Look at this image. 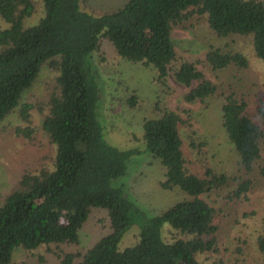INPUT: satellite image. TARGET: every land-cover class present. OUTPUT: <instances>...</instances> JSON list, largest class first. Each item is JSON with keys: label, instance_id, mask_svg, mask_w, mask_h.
<instances>
[{"label": "trees", "instance_id": "16d2710c", "mask_svg": "<svg viewBox=\"0 0 264 264\" xmlns=\"http://www.w3.org/2000/svg\"><path fill=\"white\" fill-rule=\"evenodd\" d=\"M37 2L42 14L36 23L26 24ZM87 6L86 0H0V15L8 23L0 27V120L13 111L30 120L36 104L21 101L22 93L47 67L54 73L44 86L47 108L37 107L55 148L50 168L23 171L0 195V264H10L17 248L39 246L59 264H204L199 254L219 252L220 245L216 207L202 194L233 183L228 197L247 199L255 177L264 176V95L249 110L251 86L226 88L198 67L204 61L213 70L247 68L250 59L244 50L210 43L204 58L178 61L172 30L203 22L218 37H249L254 55L264 61V0H126L99 12ZM103 42L118 58L153 69L157 114L144 117L141 133L132 132L133 140L143 145H115L98 119L101 84L94 53L104 59ZM177 85L183 87L181 100L188 103L222 98L221 124L238 155L233 174L209 164L202 172L188 166L180 124L193 125V109L162 106ZM137 99L132 92L125 102L136 106ZM16 129L26 136L32 131L29 126ZM194 134L190 129L188 145L200 152L205 142L196 141ZM143 153L162 164L160 186L184 194L157 213L132 198L124 182L130 160ZM92 208L106 210L110 230L86 249H64L79 241V228ZM132 226L138 229L135 240L120 248ZM256 243L264 253V233ZM212 264L237 263L215 258Z\"/></svg>", "mask_w": 264, "mask_h": 264}, {"label": "rangeland", "instance_id": "374dc122", "mask_svg": "<svg viewBox=\"0 0 264 264\" xmlns=\"http://www.w3.org/2000/svg\"><path fill=\"white\" fill-rule=\"evenodd\" d=\"M86 1L88 8L99 12L116 8L126 0ZM36 6L37 11L26 18V24L36 23L42 14L41 4L37 2ZM7 25V21L0 15V27ZM172 36L179 55L178 61L183 58L192 60L197 57L204 58L210 43L220 46L230 43L233 48L244 50L250 59L247 68L237 69L235 66H229L213 70L204 61L199 63L198 67L216 83L225 87L239 83L251 86L248 91L249 110L254 109L259 98L264 95V61L254 55L249 37L237 35L218 37L203 22L194 27L176 25L173 27ZM100 49L104 55L103 60L99 59L98 52L94 53L101 84L97 114L105 135L121 148L134 147V144L143 145L142 142L133 140L132 132L141 133L144 117H153L157 114L153 106L158 94V85L151 78L153 69L150 66L143 67L139 63L118 58L113 48L106 42H103ZM53 74V71L44 67L34 83L22 93L21 101H31L36 104L30 110L29 121L23 120L16 111L0 120V195L8 192L17 183L23 171H37L42 166L50 168L53 165L55 148L50 144L47 134L41 127L43 114L37 107L40 104L43 111L47 108L44 86L46 80ZM170 82L174 84L173 80ZM177 88L179 89L171 88L170 93L164 96L162 106L166 104L174 109H177V106H191L193 109L191 119L193 125H185V127L180 124L188 166L192 170L202 172L204 164H209L218 171L229 174L236 172L238 155L221 124L222 98L211 96L207 98V104L188 103L182 101L180 97L183 87ZM132 92L138 97L136 106H130L125 102L126 97ZM183 116L185 118L186 115ZM17 126L21 128L29 126L32 129L30 136L18 133ZM190 129L195 130L196 141L205 142L200 152H196V149L192 150L188 145ZM262 148L261 162L264 163V142ZM163 174L164 168L158 159L151 158L147 153L133 156L128 164V173L124 177L126 190L144 208L157 213L184 195L178 188L163 189L160 186V180L164 178ZM232 188L233 183L218 191L202 194L217 210L215 221L219 224L220 251L201 253L198 257L204 264H212L215 258L237 264H264V253L258 249L256 243L257 235L264 233V176L255 177L247 199L229 198L228 194ZM109 230L106 210L92 208L88 218L79 228V241L64 245L63 248L86 249ZM137 231V226L127 229L119 242V247L123 248L131 244L136 238ZM24 262L59 264L58 258L48 252L44 246L32 251L15 249L10 264H24Z\"/></svg>", "mask_w": 264, "mask_h": 264}]
</instances>
